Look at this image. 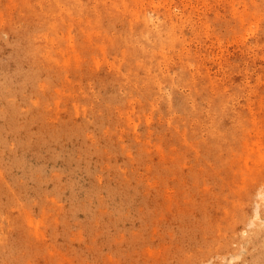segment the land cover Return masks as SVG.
Returning <instances> with one entry per match:
<instances>
[{
    "label": "rangeland",
    "instance_id": "374dc122",
    "mask_svg": "<svg viewBox=\"0 0 264 264\" xmlns=\"http://www.w3.org/2000/svg\"><path fill=\"white\" fill-rule=\"evenodd\" d=\"M8 127L0 263L264 264V0H0Z\"/></svg>",
    "mask_w": 264,
    "mask_h": 264
},
{
    "label": "bare ground",
    "instance_id": "6f19581e",
    "mask_svg": "<svg viewBox=\"0 0 264 264\" xmlns=\"http://www.w3.org/2000/svg\"><path fill=\"white\" fill-rule=\"evenodd\" d=\"M10 133V128L8 127V129L7 128H4V129H1L0 130V147H2L3 145V148H2V155H5V151H4V147H5V144H6V140H5V142H4V136H6L5 137V139H7V135ZM11 134L13 135V137L15 136V138H16V136H17V134H18V131H17V129H16V127L13 125V128H12V131H11ZM9 136V135H8ZM22 144L21 143V141L19 140L18 141V144ZM19 144V145H20ZM23 145V144H22ZM9 158H11V156H9ZM12 159V168L11 169H22L23 171H26V172H30L31 174H32V169H27V167H26V162H25V160H23V159H21V160H19V159H14L13 160V158H11ZM7 196V198H9L10 196L9 195H6ZM258 198H259V203H261L262 201H264V194L263 193H261V194H259V196H258ZM238 224H239V222H237L236 224H234V225H232L231 227H230V231H234V229L238 226ZM27 240V239H26ZM226 249L227 250H229L230 248H229V246H227L226 247ZM2 250V249H1ZM1 256V255H0ZM9 257V256H8ZM7 257V258H8ZM9 261V260H8ZM0 264H2V263H0Z\"/></svg>",
    "mask_w": 264,
    "mask_h": 264
}]
</instances>
